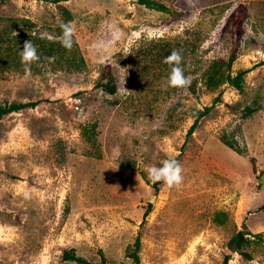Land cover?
I'll return each instance as SVG.
<instances>
[{"label":"rangeland","instance_id":"rangeland-1","mask_svg":"<svg viewBox=\"0 0 264 264\" xmlns=\"http://www.w3.org/2000/svg\"><path fill=\"white\" fill-rule=\"evenodd\" d=\"M157 1L167 9L0 0V104L39 101L0 118V264H78L63 257L72 248L131 264L138 235L141 264H223L227 254L228 264H264V0ZM240 3L248 17L233 68L247 70L244 89L208 90L203 74L228 56ZM61 22L76 28L70 50ZM28 40L38 55L42 43L55 50L26 71ZM173 50L184 88L168 83ZM108 66L114 94L97 86ZM170 157L183 170L178 189L145 170ZM244 228L263 233L251 259L227 246Z\"/></svg>","mask_w":264,"mask_h":264},{"label":"trees","instance_id":"trees-1","mask_svg":"<svg viewBox=\"0 0 264 264\" xmlns=\"http://www.w3.org/2000/svg\"><path fill=\"white\" fill-rule=\"evenodd\" d=\"M59 2L61 0H55ZM138 3L144 4L150 8L158 9L161 11H165L167 9L166 4L162 2H158L157 0H137ZM63 11L69 15L70 19L72 18L71 12L66 8V6H61ZM247 5L244 3L238 4L229 19V36H230V52L227 57H220L214 59L208 68L205 70L203 74L204 85L208 90L216 91L219 90L224 85H231L239 90H243L245 86V76L247 74V70L240 69L238 71H234V64L239 57L240 49L242 46V42L245 34V22L247 20ZM39 55L44 56L46 54L47 57L53 55V51L55 50L54 43H51L47 46L45 43L41 44ZM45 52V53H44ZM97 86L107 92L114 94L118 90V85L115 81L114 75L112 73L111 68L108 66L103 70L102 77L99 80ZM39 103V101H29V102H13L0 104V118L4 115L10 114L15 111L22 110L26 107L35 106ZM211 109V106H207L204 110L199 112V117L206 115ZM249 112H252L253 109L248 108ZM198 122V118L195 124L191 127L190 132L192 133L195 129ZM223 141L227 146L235 150L240 154H244L246 150L240 148L235 142L224 138ZM225 215V214H223ZM224 219L221 220L223 222ZM263 241V233H253L249 229L244 228L236 231L231 238L229 239L227 246L228 249L232 252H239L245 255L247 258L251 259L252 254L247 250L252 247L254 244L261 243ZM141 237L138 235L136 237L133 245L128 248L126 254L132 260L131 264H141L140 258V250H141ZM101 258L99 261H93L85 257L84 255L78 254L75 249H68L64 252V259L76 262L78 264H110L108 259L106 258L103 251H100ZM231 258L230 254H227L223 264H228L229 259Z\"/></svg>","mask_w":264,"mask_h":264},{"label":"clouds","instance_id":"clouds-1","mask_svg":"<svg viewBox=\"0 0 264 264\" xmlns=\"http://www.w3.org/2000/svg\"><path fill=\"white\" fill-rule=\"evenodd\" d=\"M62 28V40L61 44L66 49H71L74 44V37L76 33L75 26L71 23H60ZM44 34H41L43 38ZM21 62L25 65L26 71L34 61L40 59L37 48L31 40L25 41L21 51ZM182 55L178 50H173L170 55L165 57V63L171 66V72L169 73L168 83L172 87L184 88L190 80L185 76L184 70L181 67ZM149 180L152 182L163 181L170 188H180L183 182L182 167L179 162L174 158L170 157L162 162L160 166L153 165L145 169Z\"/></svg>","mask_w":264,"mask_h":264}]
</instances>
